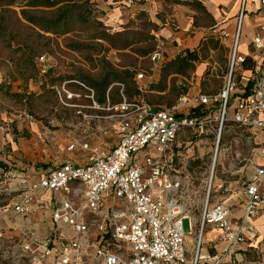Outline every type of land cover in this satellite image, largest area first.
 Here are the masks:
<instances>
[{"label":"rangeland","instance_id":"rangeland-1","mask_svg":"<svg viewBox=\"0 0 264 264\" xmlns=\"http://www.w3.org/2000/svg\"><path fill=\"white\" fill-rule=\"evenodd\" d=\"M87 2L90 13L86 22L66 33L54 34L22 17L21 10H29L25 1L0 0V264H18V233L23 227L35 223L40 235L51 229L50 209L27 217L13 210L11 204L16 194L13 188L18 176L44 173L66 161L85 162L92 153L89 148L105 152L107 148L99 147L100 142L112 143L113 138L95 133L94 120L83 115L104 112L91 108L92 101L85 96L90 94L88 88L102 108L117 103L122 96L164 107L176 102L182 94L215 93L224 82L234 32L226 34L220 23L210 27L199 44L190 49L196 53V60L174 63L178 55H185L184 49H177L153 62L150 54L161 38L155 32L159 26L150 15H140L114 26L104 18L102 0ZM195 25L212 24L199 15ZM161 44L164 49L166 45ZM39 56L44 60L40 61ZM126 72L132 74L127 76ZM138 72L142 74L140 78H136ZM106 73L109 75L104 91L101 87L94 89L90 82L101 83ZM64 82L68 93L61 91ZM192 140L197 144V159L189 171L194 178L192 184L197 190L199 208L191 205L188 211L198 216L209 186V203L219 199L221 181L214 177L209 182L215 153L213 139ZM72 142L78 145L70 149ZM84 142L89 148L82 146ZM227 147L230 155L239 154V161L226 159L223 153ZM252 153V145L243 140L234 141L228 132H222L214 175L219 177L225 170L250 174L254 162L250 159L256 158ZM8 182H12L10 188ZM182 226L187 232L189 220L183 219ZM190 237L187 238L188 262L192 264L197 236ZM223 257L218 264H259L261 252L247 249L231 261ZM93 261L89 264H94ZM196 264L214 262L198 258Z\"/></svg>","mask_w":264,"mask_h":264},{"label":"built area","instance_id":"built-area-1","mask_svg":"<svg viewBox=\"0 0 264 264\" xmlns=\"http://www.w3.org/2000/svg\"><path fill=\"white\" fill-rule=\"evenodd\" d=\"M244 4L241 0L223 88L215 95L197 97L203 105L218 103L216 116H211V111L177 116L176 106L158 109L142 99L127 100L124 96L102 108L88 88L90 94L85 96L91 99V108L104 112L83 115L97 122L95 133L113 138V143L109 150L99 152L84 142L82 146L92 151L85 164L65 162L47 169L37 180L26 176L18 179L20 190L12 205L16 213L31 212L44 191L60 196L50 211L54 224L50 231L45 235L24 232L18 243V264H89L92 259L94 264H189L186 235L197 236L192 263L196 264L206 225L222 231L220 239L227 242L224 254L244 240L249 222L264 209V166L257 167L244 184L243 213L238 221H232L222 201L209 203V186L197 229L184 232L187 210L180 199L183 176L175 152L181 147L178 135L188 129L199 135L211 132L216 143L227 123L264 130V23L252 38L255 56L251 60V84H242L245 95L237 99L229 113L230 97L237 87L233 73L245 61L237 50ZM260 4L263 6L264 0ZM163 55L159 40L150 59L158 62ZM39 60L44 57L39 56ZM141 75L136 73V78ZM65 83L62 93H68ZM179 102L186 105L190 99L181 96ZM73 146L71 143L69 148ZM62 226L74 235L59 240L57 232ZM221 256L214 259V264L221 261Z\"/></svg>","mask_w":264,"mask_h":264},{"label":"crops","instance_id":"crops-1","mask_svg":"<svg viewBox=\"0 0 264 264\" xmlns=\"http://www.w3.org/2000/svg\"><path fill=\"white\" fill-rule=\"evenodd\" d=\"M240 5L241 0H102L101 9L104 12L103 15L107 22L111 23L114 26H119L121 23L124 24L129 20L133 21L140 15H150L155 21V24L159 26L155 31L156 35L161 38L159 39L161 43L164 42V44L167 46V50L166 46L164 48V54L166 55L167 53H172L177 49L190 50L192 47L199 44L205 32H207L210 27H213L215 23H220L222 25V29L228 35L229 33L234 32V39L237 31ZM199 15L208 18L212 25H205L202 27L195 25V21L199 17ZM262 23H264V5L262 6L260 4V0H245L237 40V50L239 54L246 57V60L233 73V79L237 87L230 97L229 113H232L234 104L237 99L245 95L244 90L242 89V84L244 82H247L248 86L251 84V60L255 56L254 48L252 45V38ZM227 72L222 87L215 93H197L192 95L188 93L182 94L179 96V98L181 96H187V98L190 99V102L186 105H182L179 102L178 98L176 102L169 106H151L158 109H170L171 107L176 106L175 113L177 116H183L186 114H203L208 111H211L209 113L211 116H216L219 110L218 103L210 104L209 106L203 105L198 102L197 97L201 94H217L224 86ZM94 125H97V122H95ZM222 132H228L232 140L234 141L243 140L252 145V155H255L256 157L255 160H252V158L250 159L251 161H254L253 163H251L253 170L250 172V174H242V172L233 174L225 170L219 177L215 176L213 173V166L217 159L220 139L216 143L214 134L211 132H206L200 135L195 131L189 129L181 132L178 135V142L181 143V147L176 148L175 152L178 170L183 176L180 199L184 204L185 209L187 210V216L184 219L189 220V229H197L203 206H200V212L198 214L199 217L195 214L192 215L188 211V206L191 205L199 208V200L197 199V193H195L197 190L192 184L194 178L189 171L190 165H192L195 162V159H197V144L195 140L192 139H195V137H205L208 139H213V144L215 143V159L213 160L212 169L209 174V182L211 183L214 177L217 178V180L221 181V185L218 188L219 199H217L215 202L222 201L225 205H227L231 213V219L234 222L238 221L243 213L242 208L245 199L244 184L252 178L257 167L264 166L263 129L253 127L242 128L234 123H227L224 126ZM112 143L110 145H107L106 142L101 141L99 147L105 146L107 148V151L111 147ZM74 145H78V143L74 142ZM223 154H225L227 160L239 161V154L235 152L230 155L229 147L225 148ZM86 162L87 161L82 163H71L76 165H83ZM61 164H58L56 166H59ZM42 174L43 172L31 176H18L17 180L15 181V184L17 185L15 188H13L16 191L14 202L18 198L20 190L18 179L21 176H26L29 179L37 180L41 177ZM7 185L10 188L12 182H8ZM261 193L264 196V181L261 186ZM59 199V194H55L48 190L44 191L39 194L36 204L33 205V210L31 212L26 214H17L23 217H27L38 212H45L49 209L51 211V208L57 203ZM14 202H12L11 206ZM50 222V228H52L54 224L51 220V216ZM26 230H32L38 234V232L36 231L37 225L35 223H32L30 226H25L19 231V241L22 239L23 234ZM73 235V232L69 228L64 226H62L60 231L57 232V236L60 237L58 238L59 240L65 238L68 239ZM221 235L222 231L220 229L212 225L205 226L200 240V246L203 245V249H200L199 247L200 259L214 261L216 257L222 255L224 256V260L231 261L241 257L243 252L247 249H258L261 252L259 264H264V209L260 211L258 216H256L249 222L248 229L244 234V240L237 246L234 251L224 254L227 242L220 239ZM187 238L190 239L191 237H186V248L188 252ZM208 250L211 252V254L208 252ZM201 251H203L205 254H200Z\"/></svg>","mask_w":264,"mask_h":264},{"label":"trees","instance_id":"trees-1","mask_svg":"<svg viewBox=\"0 0 264 264\" xmlns=\"http://www.w3.org/2000/svg\"><path fill=\"white\" fill-rule=\"evenodd\" d=\"M25 1V6L29 10L22 9V17L29 23L37 26L41 30L51 32L54 34L66 33L73 29L77 24L84 23L87 21L90 13V6L87 0L78 3V0H23ZM42 9L40 12L33 11ZM196 53L188 49L185 50L184 56H177L175 61H180L181 63H187L189 60H196ZM246 60V57H245ZM245 62V61H244ZM243 62V63H244ZM132 73L126 72V75L130 76ZM108 75L106 73L101 83L90 82L94 89L101 87L104 91L108 84ZM102 101V97L98 98Z\"/></svg>","mask_w":264,"mask_h":264},{"label":"bare ground","instance_id":"bare-ground-1","mask_svg":"<svg viewBox=\"0 0 264 264\" xmlns=\"http://www.w3.org/2000/svg\"><path fill=\"white\" fill-rule=\"evenodd\" d=\"M189 236V235H186V237Z\"/></svg>","mask_w":264,"mask_h":264}]
</instances>
